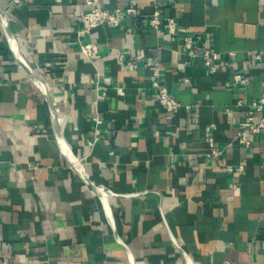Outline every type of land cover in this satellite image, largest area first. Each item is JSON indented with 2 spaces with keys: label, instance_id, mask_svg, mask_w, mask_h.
<instances>
[{
  "label": "crops",
  "instance_id": "obj_1",
  "mask_svg": "<svg viewBox=\"0 0 264 264\" xmlns=\"http://www.w3.org/2000/svg\"><path fill=\"white\" fill-rule=\"evenodd\" d=\"M153 3L176 37L149 29ZM99 4L143 17L84 37L85 0H0V264H264V131L236 142V101L264 96V0ZM187 35L221 54L216 73ZM147 57L179 111L161 107Z\"/></svg>",
  "mask_w": 264,
  "mask_h": 264
},
{
  "label": "built area",
  "instance_id": "obj_2",
  "mask_svg": "<svg viewBox=\"0 0 264 264\" xmlns=\"http://www.w3.org/2000/svg\"><path fill=\"white\" fill-rule=\"evenodd\" d=\"M26 0H11L12 5L20 6ZM175 2L176 0H171ZM154 11L147 16V26L149 29L158 30L162 25L165 27L166 33L171 37H176L179 31V24L176 17L167 16L162 17L161 7L153 3ZM128 17H143L137 12L133 5H130L124 9L115 8L113 10L101 7L99 0H85V9L80 13V18L83 23V28L80 33L84 37L91 36L92 32L101 25H108L118 27ZM184 49L191 57H200L207 71L211 74L216 73L221 65V54L213 48H205L202 45L200 38H194L192 36H185L183 38ZM80 51L82 55L91 63L101 59L102 49L94 41L87 40L84 43H80ZM233 55V53H230ZM257 60H261V54L255 56ZM119 61L125 63L128 66H135V61L126 53L119 55ZM144 67L151 74V89L156 92L161 107L169 112L175 113L184 107L179 101H177L170 93L167 86L163 83L161 77V70L159 67V61L157 57H147L144 63ZM264 71V68H263ZM249 78L245 74L236 73L232 77V84L236 86L245 85ZM188 82V79H185ZM237 106H247L246 118L239 124V130L236 135V142L244 149H250L253 146V139L256 135H259L264 131V96L251 101L244 99H238L236 101ZM186 106L185 108H189ZM96 122L98 118L94 119ZM215 125H209L205 128L206 142L211 147V156H218L220 152L215 149V142L212 136V130ZM99 130H96L98 134ZM228 171H234L237 169L239 172H243L244 167L242 165L233 167L228 165Z\"/></svg>",
  "mask_w": 264,
  "mask_h": 264
}]
</instances>
